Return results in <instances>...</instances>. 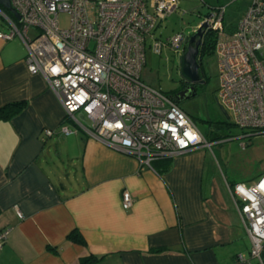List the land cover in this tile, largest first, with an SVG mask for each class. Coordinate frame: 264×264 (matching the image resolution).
Wrapping results in <instances>:
<instances>
[{
    "label": "crops",
    "instance_id": "1",
    "mask_svg": "<svg viewBox=\"0 0 264 264\" xmlns=\"http://www.w3.org/2000/svg\"><path fill=\"white\" fill-rule=\"evenodd\" d=\"M25 53L18 37L0 38V107L18 103L0 118V229L10 228L0 264H260L226 186L239 181L218 170L208 147L140 168L83 132L79 141L77 129L81 180L56 182L49 144L72 123ZM45 128L53 133L44 138ZM75 229L77 239L69 236Z\"/></svg>",
    "mask_w": 264,
    "mask_h": 264
},
{
    "label": "built area",
    "instance_id": "2",
    "mask_svg": "<svg viewBox=\"0 0 264 264\" xmlns=\"http://www.w3.org/2000/svg\"><path fill=\"white\" fill-rule=\"evenodd\" d=\"M9 2L19 18L0 3V14L9 27L0 30V38L18 37L24 44L29 71L44 75L64 108V120L75 126L62 124V132L80 129L103 145L135 157L140 168L152 167L157 158L211 146L173 95L146 84L140 76L147 48L160 53L169 45L182 54L183 31L166 39L155 33L179 8L180 0ZM61 12L69 15L66 27L60 26ZM223 16L224 6H218L204 18L208 23L204 32H215L217 96L234 123L248 129L240 137L250 139L264 134V0H252L234 27L225 28ZM52 133L45 128L44 138ZM226 186L250 238V255L264 264V173L249 185L226 182ZM121 202L124 208L132 205L127 189ZM9 230L0 229V250ZM238 258L245 260L241 254Z\"/></svg>",
    "mask_w": 264,
    "mask_h": 264
},
{
    "label": "rangeland",
    "instance_id": "3",
    "mask_svg": "<svg viewBox=\"0 0 264 264\" xmlns=\"http://www.w3.org/2000/svg\"><path fill=\"white\" fill-rule=\"evenodd\" d=\"M251 1L180 0L179 8L156 27L155 33L162 39H166L177 31H183L185 35L190 34L195 26L218 6H224L222 23L225 28H231L237 25ZM7 12L11 15L9 11ZM59 22L61 27H66L69 23L68 13L61 12ZM7 27V21L0 14V28ZM30 33H34L33 28L30 29ZM179 60L180 55L175 53L169 45L160 53L147 48L145 64L140 73L142 81L165 93L174 94L182 81ZM202 60L206 83L194 96L178 104L193 117L200 132L211 141L208 149L214 156L218 170L228 179L242 181L249 185L264 173V134L252 135L250 139L240 137L248 129L236 125L233 118L229 115L226 117L220 107L217 96L220 82L217 53L214 50L204 52ZM81 117L83 121H86L82 114ZM71 127L75 128L73 124ZM80 133L82 131L79 129L77 135L79 141ZM77 136L74 133L62 134L55 136L49 144L47 164L56 182H58V176L67 183H76V180H81L82 145L72 141ZM243 141L248 144L242 146Z\"/></svg>",
    "mask_w": 264,
    "mask_h": 264
},
{
    "label": "water",
    "instance_id": "4",
    "mask_svg": "<svg viewBox=\"0 0 264 264\" xmlns=\"http://www.w3.org/2000/svg\"><path fill=\"white\" fill-rule=\"evenodd\" d=\"M0 3L12 14H14L16 18H19L16 10L10 7L9 0H0ZM207 26V20L203 19L192 33L185 36V45L179 60L180 74L182 76V79H184L186 82H189L190 84L187 85L184 89L175 93L174 97L177 102L194 96L196 94V91L193 84L198 82L199 80L202 81L199 72L198 55L203 31ZM220 107L222 112L226 115V117H228L226 110L221 104Z\"/></svg>",
    "mask_w": 264,
    "mask_h": 264
},
{
    "label": "trees",
    "instance_id": "5",
    "mask_svg": "<svg viewBox=\"0 0 264 264\" xmlns=\"http://www.w3.org/2000/svg\"><path fill=\"white\" fill-rule=\"evenodd\" d=\"M204 40H205V45L203 47V52H211L212 50H214L215 32L213 30H208L207 32L204 33ZM172 95L174 96L175 93ZM17 107H18V103H10V104H6L0 107V118L10 116L17 109ZM157 159H160V158H157ZM155 160L151 162L152 167H154L153 162ZM230 184H233V183H230ZM69 236L73 239H77L80 236V233L75 229L74 231L70 232ZM88 258L84 260H88Z\"/></svg>",
    "mask_w": 264,
    "mask_h": 264
},
{
    "label": "flooded vegetation",
    "instance_id": "6",
    "mask_svg": "<svg viewBox=\"0 0 264 264\" xmlns=\"http://www.w3.org/2000/svg\"><path fill=\"white\" fill-rule=\"evenodd\" d=\"M204 33L205 32L203 31V36H202V40H201V44H200V49H199V55H198L199 72H200V77H201V80L202 81L199 80L198 82H196V83L193 84L196 92L201 87H203V85L206 83V80H207L206 79V75H205V67H204L203 60H202V57H203V54H204L203 47L205 45ZM189 84H190L189 82H186L184 79H182L181 84H180V87H179V89L175 93H177L178 91L184 89Z\"/></svg>",
    "mask_w": 264,
    "mask_h": 264
}]
</instances>
